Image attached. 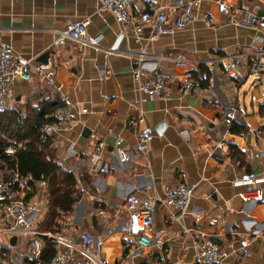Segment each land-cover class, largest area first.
<instances>
[{
	"label": "crops",
	"instance_id": "crops-1",
	"mask_svg": "<svg viewBox=\"0 0 264 264\" xmlns=\"http://www.w3.org/2000/svg\"><path fill=\"white\" fill-rule=\"evenodd\" d=\"M225 1L235 16L264 11V0ZM98 5L97 0H0V40L32 58L31 69L37 63L51 64L61 94L77 110L86 109L51 133L58 162L86 178L80 180L87 193L76 197L65 217L67 234L71 238L89 234L92 248L108 264L119 260L123 264H193L191 240L198 233L207 234L228 253L220 264H264V202L241 201V188L232 183L241 173L255 171L263 177L259 186L264 188V158L248 157L264 144V56L259 79L248 73L246 60L228 74L220 62L234 52L264 49V42L255 39L259 31L230 23L206 28L197 19L182 31L146 42L150 27L139 24L142 39L136 43L132 25L116 22ZM132 9L136 14L144 6L134 2ZM194 10L210 12L216 23L223 22L212 0L195 2ZM86 16L91 17L87 33L101 36L100 48L78 51L71 42L53 45L55 30ZM140 45L153 54H181L188 61V65L168 60L146 64L167 76L161 96L145 97L132 81L134 53ZM185 74H196L200 81L182 93L178 80ZM250 75L254 81L247 84ZM48 94L44 82L32 72L29 80L13 84L7 108H16L22 116L31 111L27 106L60 101L58 95ZM227 105H233L236 113L230 125L223 115ZM143 124L153 128L154 136L145 154L136 155L135 132ZM117 137L133 155L127 161L121 162L113 151ZM97 141L103 142L99 150ZM178 183L193 186L188 212L183 215L163 204L165 189ZM130 193L151 194L155 201L150 244L139 250L126 241L124 200ZM25 198L42 203L28 218L37 229L47 213L45 190L41 194L28 190ZM217 212L221 217L211 224L209 217ZM252 229L258 235L249 238L250 255L237 259L231 252ZM39 240L43 257L41 236ZM27 243L14 239L11 248L0 247V264H30Z\"/></svg>",
	"mask_w": 264,
	"mask_h": 264
},
{
	"label": "built area",
	"instance_id": "built-area-1",
	"mask_svg": "<svg viewBox=\"0 0 264 264\" xmlns=\"http://www.w3.org/2000/svg\"><path fill=\"white\" fill-rule=\"evenodd\" d=\"M199 0H97L99 9L108 10L115 21L122 25H132L134 41L140 43L142 30L139 24H146L150 31L146 35V42L155 40L159 35H173L182 31L187 24L200 20L206 28L216 29L224 23L235 26L256 28L259 32L255 39L259 43L264 42V11L260 14L245 12L241 16H235L228 12V5L225 0H212L218 13L223 16L221 24L214 21V15L210 12L197 14L194 10L195 2ZM134 2L140 3L144 9L133 13ZM91 23V17L72 20L62 28L53 32V45L60 47L68 42L75 44L78 51L91 47L98 49L100 35L90 36L87 33V26ZM136 65L131 71V78L137 91L145 97L161 96L167 82V76L158 69L147 68L146 64L159 60H168L174 64L188 65L181 54H153L149 52L146 45H140L134 53ZM264 49L259 47L252 51L234 52L226 57L227 61L221 59L222 71L230 73L241 62L248 63V73L254 74L262 68ZM32 58H26L13 51L11 46L0 40V110L8 107L7 101L11 98L13 84L27 81L33 72L40 78L49 91V96L58 95L60 105L53 113L54 120L45 123L43 130L48 133L55 132L61 126L69 124L75 119L77 113H85L86 109H76L75 104L66 96L61 94V86L55 79L54 70L49 63H37L33 69L30 67ZM197 83L196 76L185 74L178 80L179 91L182 93L191 90ZM224 121L226 125L236 118L235 107L227 105L224 110ZM141 120V119H140ZM264 129V125H263ZM154 136L153 128L143 124L135 132L136 155L145 154L149 143ZM120 138H116L113 146L117 158L127 161L133 155L121 147ZM103 147L102 141H97L95 149ZM14 148L8 146L4 152L12 154ZM248 157L251 159L264 158V144L256 151H250ZM94 164V163H93ZM0 170L8 173L7 177L0 178V247L11 248L12 239L27 240L28 259L30 264H108L106 258L92 248V238L87 233H80L73 238L67 234L68 223L59 232L50 234L47 237L54 242V252L48 259L42 257V244L40 236H44L37 229L31 227L29 215L37 212L41 206L40 201L27 200L26 191L33 189L34 193H43L45 180H33L27 175H20L16 170L8 168L0 162ZM76 197L87 193L81 184L79 176L75 175ZM263 177L255 171L241 173L232 180L234 185L241 189L238 197L241 201L264 202V188L259 186ZM31 185V186H30ZM193 186L186 183H178L168 186L164 192L163 204L177 211L179 215L186 214L189 209ZM154 196L151 194L135 195L130 193L124 200V207L127 211V222L125 227L126 241L131 243L135 249H142L150 244ZM221 213L209 217L211 224L216 223ZM195 222L198 220L194 218ZM258 235L257 229L248 230L242 236L238 245L232 250L237 259H245L250 255L249 238ZM193 248V264H220L228 256V253L219 249L217 244L207 234L198 233L191 240ZM264 253V246H262ZM119 260L116 264H123Z\"/></svg>",
	"mask_w": 264,
	"mask_h": 264
},
{
	"label": "trees",
	"instance_id": "trees-1",
	"mask_svg": "<svg viewBox=\"0 0 264 264\" xmlns=\"http://www.w3.org/2000/svg\"><path fill=\"white\" fill-rule=\"evenodd\" d=\"M195 76L199 82L200 79ZM60 103L41 102L39 106H27L31 111L22 116L16 108L0 110V162L8 170H16L23 176L29 174L33 180L43 179L46 182L47 213L37 226V230L44 234L41 241L45 259L54 252V242L47 236L62 228L76 201L75 174L58 162L51 145L52 134L43 130L45 123L54 120V110ZM8 146L14 148L12 154L4 152ZM7 175L0 170V177ZM78 176L86 181L83 175ZM31 188L30 191H33Z\"/></svg>",
	"mask_w": 264,
	"mask_h": 264
},
{
	"label": "rangeland",
	"instance_id": "rangeland-1",
	"mask_svg": "<svg viewBox=\"0 0 264 264\" xmlns=\"http://www.w3.org/2000/svg\"><path fill=\"white\" fill-rule=\"evenodd\" d=\"M252 75L254 76L253 78H257V79L260 78V74H259V72H255V73L252 74ZM252 75H250V77L246 79L247 84H250L251 82L254 81L253 78L251 77ZM261 81H262L261 86L264 88V80H261Z\"/></svg>",
	"mask_w": 264,
	"mask_h": 264
},
{
	"label": "water",
	"instance_id": "water-1",
	"mask_svg": "<svg viewBox=\"0 0 264 264\" xmlns=\"http://www.w3.org/2000/svg\"><path fill=\"white\" fill-rule=\"evenodd\" d=\"M156 131H157V133L159 132V130H158V129H157ZM13 240H14V239H12L11 241L13 242Z\"/></svg>",
	"mask_w": 264,
	"mask_h": 264
}]
</instances>
